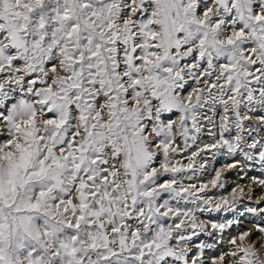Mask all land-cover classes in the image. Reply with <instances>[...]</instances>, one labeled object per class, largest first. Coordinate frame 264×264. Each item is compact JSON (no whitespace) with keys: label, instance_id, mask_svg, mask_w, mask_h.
<instances>
[{"label":"rangeland","instance_id":"374dc122","mask_svg":"<svg viewBox=\"0 0 264 264\" xmlns=\"http://www.w3.org/2000/svg\"><path fill=\"white\" fill-rule=\"evenodd\" d=\"M0 114V264H264V0H0Z\"/></svg>","mask_w":264,"mask_h":264},{"label":"water","instance_id":"95a60500","mask_svg":"<svg viewBox=\"0 0 264 264\" xmlns=\"http://www.w3.org/2000/svg\"><path fill=\"white\" fill-rule=\"evenodd\" d=\"M156 74H158L159 75V73L157 72V71H153V73H152V76H154V75H156ZM151 76V77H152ZM154 84H159V80L158 81H152Z\"/></svg>","mask_w":264,"mask_h":264},{"label":"bare ground","instance_id":"6f19581e","mask_svg":"<svg viewBox=\"0 0 264 264\" xmlns=\"http://www.w3.org/2000/svg\"><path fill=\"white\" fill-rule=\"evenodd\" d=\"M151 80L153 81H157V74L156 75H154V76H152V78H151ZM2 115L0 114V117H1Z\"/></svg>","mask_w":264,"mask_h":264}]
</instances>
